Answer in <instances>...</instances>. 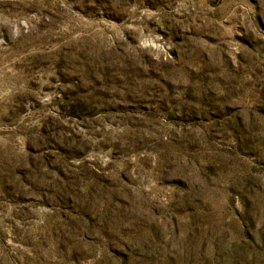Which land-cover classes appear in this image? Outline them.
<instances>
[{
  "label": "rangeland",
  "instance_id": "rangeland-1",
  "mask_svg": "<svg viewBox=\"0 0 264 264\" xmlns=\"http://www.w3.org/2000/svg\"><path fill=\"white\" fill-rule=\"evenodd\" d=\"M0 264H264V0H0Z\"/></svg>",
  "mask_w": 264,
  "mask_h": 264
}]
</instances>
